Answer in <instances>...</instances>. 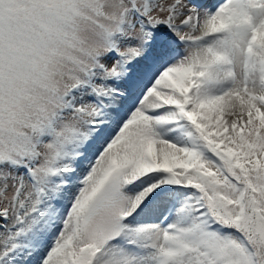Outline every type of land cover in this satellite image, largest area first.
<instances>
[{
  "label": "snow or ice",
  "instance_id": "1",
  "mask_svg": "<svg viewBox=\"0 0 264 264\" xmlns=\"http://www.w3.org/2000/svg\"><path fill=\"white\" fill-rule=\"evenodd\" d=\"M0 264H264V0H0Z\"/></svg>",
  "mask_w": 264,
  "mask_h": 264
}]
</instances>
